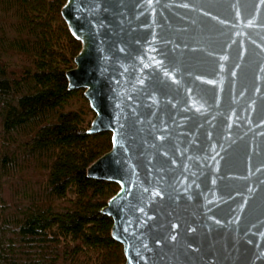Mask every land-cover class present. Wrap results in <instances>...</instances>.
Returning a JSON list of instances; mask_svg holds the SVG:
<instances>
[{"label":"water","instance_id":"water-1","mask_svg":"<svg viewBox=\"0 0 264 264\" xmlns=\"http://www.w3.org/2000/svg\"><path fill=\"white\" fill-rule=\"evenodd\" d=\"M66 72L111 149L87 177L125 264H264V0H65Z\"/></svg>","mask_w":264,"mask_h":264},{"label":"trees","instance_id":"trees-1","mask_svg":"<svg viewBox=\"0 0 264 264\" xmlns=\"http://www.w3.org/2000/svg\"><path fill=\"white\" fill-rule=\"evenodd\" d=\"M65 0H0V264H125L101 210L113 182L87 177L111 149L94 112L68 89L81 45Z\"/></svg>","mask_w":264,"mask_h":264}]
</instances>
